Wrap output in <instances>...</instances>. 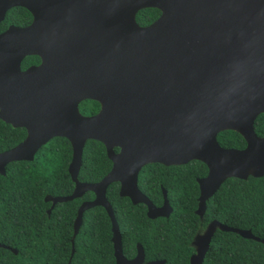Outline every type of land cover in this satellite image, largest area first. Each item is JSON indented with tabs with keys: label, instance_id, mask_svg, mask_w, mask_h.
Returning a JSON list of instances; mask_svg holds the SVG:
<instances>
[{
	"label": "water",
	"instance_id": "95a60500",
	"mask_svg": "<svg viewBox=\"0 0 264 264\" xmlns=\"http://www.w3.org/2000/svg\"><path fill=\"white\" fill-rule=\"evenodd\" d=\"M13 7L27 10L32 22L0 33V121L24 129L25 137L0 153V176L10 162L32 161L51 138L67 140L73 190L44 202L52 208L94 195L77 208L72 237L82 213L101 207L110 221L114 264H141L139 246L133 260L122 256L105 199L108 185L118 183L119 197L145 205L149 219L167 217L165 191L162 206L154 208L136 187L138 172L152 163L198 161L207 169L196 181L201 218L205 201L226 179L264 175V136L253 130L264 115V0H0V21ZM145 8L159 16L139 27L134 16ZM26 56L40 64L21 71ZM84 100L97 102L99 111L80 115ZM223 131L238 134L244 148L220 147L216 135ZM87 140L102 144L111 163L92 184L76 179ZM216 230L264 245L249 230L211 221L194 237L189 264H202Z\"/></svg>",
	"mask_w": 264,
	"mask_h": 264
},
{
	"label": "trees",
	"instance_id": "16d2710c",
	"mask_svg": "<svg viewBox=\"0 0 264 264\" xmlns=\"http://www.w3.org/2000/svg\"><path fill=\"white\" fill-rule=\"evenodd\" d=\"M158 16L156 9L145 8L137 11L134 19L138 26H146ZM29 22L30 15L25 9L11 8L0 22V32L8 26L23 27ZM37 62V57L26 56L20 69ZM98 109L94 101L78 104L82 116L93 115ZM253 130L257 137L264 136L263 114L255 118ZM24 137V129L0 121V152L13 148ZM216 141L222 148L240 150L245 146L243 139L232 131L218 133ZM70 159L67 140L54 137L35 152L32 161L10 162L4 167V175L0 176V245L6 248H0V264H113L110 221L101 207L82 213L81 224L72 237L77 208L82 202L93 200L91 192L56 203L51 209L50 203L44 202L46 196L71 194L73 183L67 173ZM110 167L102 144L87 140L76 179L80 183H96ZM206 173V167L198 161L182 166L150 164L141 168L137 175L138 190L158 206L161 186L172 210L167 219H147L144 206L132 205L127 198L118 196V183L108 185L105 199L116 222L125 257L132 256L134 245L139 243L146 261L188 264L192 236L211 221L249 230L253 237L264 240V175L246 180L226 179L205 201L199 221L194 214L198 197L195 179ZM202 264H264V245L216 230Z\"/></svg>",
	"mask_w": 264,
	"mask_h": 264
},
{
	"label": "flooded vegetation",
	"instance_id": "af4514ba",
	"mask_svg": "<svg viewBox=\"0 0 264 264\" xmlns=\"http://www.w3.org/2000/svg\"><path fill=\"white\" fill-rule=\"evenodd\" d=\"M14 8V7H13ZM22 8V7H21ZM24 9V8H23ZM27 11V10H26ZM28 12V11H27ZM29 13V12H28ZM29 15H30V22H29V24L28 25H30L31 24V22H32V15L29 13ZM158 18V17H157ZM3 20V19H2ZM1 20V21H2ZM0 21V22H1ZM155 21V20H154ZM153 21V22H154ZM136 23V22H135ZM152 23V22H151ZM150 23V24H151ZM150 24H148V25H150ZM28 25H26V26H23V27H17V28H24V27H27ZM148 25H146V26H148ZM146 26H139V27H146ZM9 27V26H8ZM7 27V28H8ZM13 27H16V26H13ZM6 28V29H7ZM5 29V30H6ZM4 30V31H5ZM4 31H2V32H4ZM2 32H0V33H2ZM35 57H37V56H35ZM25 58V57H24ZM38 58V57H37ZM23 60V59H22ZM40 64V60H39V58H38V62L36 63V64H33V65H30V66H28V67H37L38 65ZM27 67V68H28ZM26 69V68H25ZM24 69V70H25ZM21 70V69H20ZM24 70H21V71H24ZM84 101H86V100H84ZM89 101H91V100H89ZM81 102H83V101H81ZM80 102V103H81ZM95 102V101H94ZM97 103V102H96ZM98 104V103H97ZM99 105V104H98ZM77 109H78V106H77ZM98 111H99V109H98ZM97 111V112H98ZM96 112V113H97ZM95 113V114H96ZM95 114H93V115H95ZM89 116H92V115H88V116H84V117H89ZM115 150V149H114ZM118 151V150H117ZM117 151H114V152H117ZM1 153V152H0ZM152 164H156V163H152ZM147 165H150V164H147ZM159 165H161V164H159ZM185 165V164H184ZM161 166H163V165H161ZM177 166H182V165H177ZM166 167H169V166H166ZM141 170V169H140ZM139 173V172H138ZM138 175V174H137ZM206 176V175H205ZM204 176V177H205ZM204 177H202V178H204ZM198 179H201V178H197V179H195V181H197ZM197 184V183H196ZM136 187H137V180H136ZM197 188H198V186H197ZM138 189V188H137ZM118 190H119V184H118ZM159 190H160V196H161V200H160V204L158 205V206H156V205H154L150 200H148V198H146V196H144L139 190V192L151 203V205L154 207V208H160L161 206H162V203H163V198H162V191L164 190L161 186L159 187ZM165 191V190H164ZM165 193H166V191H165ZM198 195H199V193H198ZM119 196V195H118ZM121 198H123V197H121ZM197 199H198V197H197ZM129 200V199H128ZM166 201H167V203H168V200H167V194H166ZM129 202H130V200H129ZM50 203V202H49ZM131 203V202H130ZM132 204V203H131ZM132 205H134V204H132ZM135 205H138V204H135ZM140 205H142V206H144V208H145V216H146V213H147V208H146V206L145 205H143V204H140ZM168 206H169V203H168ZM169 208H170V206H169ZM196 208H197V204H196ZM49 209H51L50 207H49ZM48 211V210H47ZM47 211H46V213H47ZM171 208H170V213L168 214V216L167 217H156V218H154V219H149L147 216H146V218L147 219H149V220H156V219H167L168 217H169V215L171 214ZM195 211H196V209H195ZM195 211H194V214H195ZM196 215V214H195ZM197 216V215H196ZM203 216V215H202ZM198 217V216H197ZM198 219H199V221H201L202 220V217L201 218H199L198 217ZM209 223V222H208ZM207 223V224H208ZM207 224L204 226V228L203 229H201V230H198V231H196V233L192 236V238H191V240H190V242H189V246H190V248L192 249V253L190 254V256H189V258L193 255V254H195V248H194V246H193V240H194V237L197 235V234H201L203 231H204V229H205V227L207 226ZM72 225H73V223H72ZM119 232V231H118ZM112 236V235H111ZM110 242H111V239H110ZM3 246V245H2ZM111 246H112V243H111ZM137 246H139L140 248H141V250H142V255H143V259H142V263L141 264H147V263H150V262H154V261H163L164 263H165V261L164 260H155V259H153V260H149V261H146L145 260V256H144V252H143V249H142V247H141V245L139 244V243H136L135 245H134V252H133V255L132 256H130V257H125L124 255H123V253H122V249H121V253H122V256L124 257V259L126 260V261H131V260H133L134 258H135V256H136V254H137ZM120 247H121V242H120ZM6 248V247H5ZM208 249H209V247H208ZM72 250V249H71ZM71 250H70V253H71ZM11 251V250H10ZM208 251V250H207ZM206 254V253H205ZM112 256H113V248H112ZM205 256V255H204ZM189 258H188V264H189ZM204 258V257H203ZM113 264H114V257H113Z\"/></svg>",
	"mask_w": 264,
	"mask_h": 264
}]
</instances>
